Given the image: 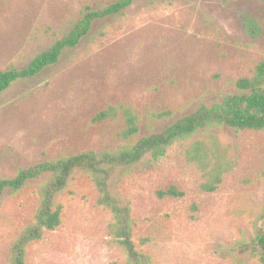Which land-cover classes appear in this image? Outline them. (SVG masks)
Here are the masks:
<instances>
[{
  "label": "rangeland",
  "instance_id": "obj_1",
  "mask_svg": "<svg viewBox=\"0 0 264 264\" xmlns=\"http://www.w3.org/2000/svg\"><path fill=\"white\" fill-rule=\"evenodd\" d=\"M115 0H0V71L24 68L61 39L85 7ZM264 59L263 0H137L94 22L91 35L31 79L0 95V178L19 168L85 151L116 150L124 119L93 122L123 104L139 118L130 142L236 92ZM169 112V115H165ZM161 114L163 116L161 117ZM216 136L235 161L217 191L204 193L185 159L194 141ZM44 178L0 198V264L33 222ZM175 187L181 198L157 194ZM112 192L130 208L132 241L151 264H260L250 246L264 231V129L224 127L173 144L158 162L116 173ZM92 178L76 171L55 202L59 226L26 248L25 264H126ZM196 205V210L193 209Z\"/></svg>",
  "mask_w": 264,
  "mask_h": 264
},
{
  "label": "trees",
  "instance_id": "obj_2",
  "mask_svg": "<svg viewBox=\"0 0 264 264\" xmlns=\"http://www.w3.org/2000/svg\"><path fill=\"white\" fill-rule=\"evenodd\" d=\"M135 1L137 0H115L102 8L85 7L81 17L69 31L49 48L34 56L24 68L11 67L0 71V95L14 82L34 78L44 69L55 65L66 50L75 48L82 39L91 35L95 21L122 15ZM235 87L234 94L227 95L209 106L200 105L192 113L171 120L161 130L143 135L134 143L130 142L140 131L138 116L123 104L108 106L95 115L93 122H103L121 115L124 127L118 133V138L124 145L116 150L85 151L41 161L17 169L12 177L0 178V198L5 191L17 192L31 180H45L38 190L39 205L33 222L14 240L9 263L25 264L27 246L39 240L45 231H52L59 226L62 209L55 199L66 188L73 174L80 171L92 178L100 192V205L111 213L112 222L109 228L126 257V264H151L150 259L139 253L133 244L130 208L112 192L111 179L116 173H125L133 167L158 162L173 144L214 128L224 127L234 131L263 130L264 59L256 65L251 77L238 79ZM185 159L196 165L202 173L203 181L199 188L204 193L217 191L224 176L235 165L227 148L221 146L214 135H208V143L197 140L190 144L185 150ZM157 195L160 198L184 196L183 192L173 186L166 191H159ZM193 209L196 210V205H193ZM224 249L229 253L251 249V254L260 264H264V231H257L250 246L239 242L236 246Z\"/></svg>",
  "mask_w": 264,
  "mask_h": 264
}]
</instances>
